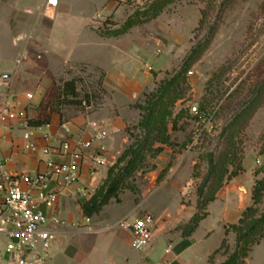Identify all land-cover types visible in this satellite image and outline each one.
<instances>
[{
  "label": "rangeland",
  "instance_id": "rangeland-1",
  "mask_svg": "<svg viewBox=\"0 0 264 264\" xmlns=\"http://www.w3.org/2000/svg\"><path fill=\"white\" fill-rule=\"evenodd\" d=\"M156 1L119 0L116 5L120 11L93 19L90 8L83 9L87 14L81 13L83 3L78 0L76 9L59 16L51 30L36 25L32 31L37 13L29 10L37 8V0H21L10 13L3 11L0 15V77L13 78V97L31 94V109H37L39 103L41 110L47 106L58 108L64 121L83 119L118 124L115 142L121 153L117 161L141 137L139 107L145 104V95L176 76L193 48L209 39L210 27L217 26L208 49L187 76L184 99L175 106V115L183 109L188 113L179 121L176 131L173 124L170 126L174 146H165L160 156L149 159L146 172L142 170L129 181L130 186L120 193L119 200L112 199L94 216L95 220L105 221L98 227L91 222H78L77 230H105L116 222L119 213L136 211L155 219L171 214L169 220L179 225L175 230L182 231L186 224H181V210L195 201L198 206L199 191L210 174L212 161L217 166L213 187L218 186L219 176L225 171H236L238 166L242 167L238 175L251 177L254 188L264 179V0H216L215 11L207 27L201 30V9L206 7L207 0H183L167 6L156 19L138 23L125 34H116L130 19L137 23L150 18L146 13L152 11ZM90 23L102 39L90 31ZM13 26H17L18 34L24 32L27 36L14 35ZM17 38L22 41L18 46L14 45ZM35 43L41 48L35 49ZM145 57H152L148 60L150 67ZM134 61L140 70L138 74L141 73L139 78L143 81L148 72L153 84L129 99L115 87L119 85V73L115 71L131 78L133 73L129 71ZM73 80L77 82L79 100L88 98L86 104L58 102L64 83ZM195 106L199 107V114L193 111ZM231 161L235 164L231 165ZM151 167L155 170L148 172ZM106 179L98 182L95 193ZM227 181L226 178L224 186ZM83 202H77L74 211ZM259 209L264 212V200ZM203 213L201 210L200 214ZM66 223L72 230V223ZM112 234H75L69 244L90 257L84 264H100L107 258ZM6 246L0 237V264H15L7 256ZM92 247L93 257L84 252ZM165 247L166 243L161 245L162 250ZM231 250L227 245L223 254L231 255Z\"/></svg>",
  "mask_w": 264,
  "mask_h": 264
},
{
  "label": "crops",
  "instance_id": "crops-1",
  "mask_svg": "<svg viewBox=\"0 0 264 264\" xmlns=\"http://www.w3.org/2000/svg\"><path fill=\"white\" fill-rule=\"evenodd\" d=\"M20 1L21 0H0V15L3 14V11L10 13L17 7ZM77 1L78 0H37V8L32 12L29 10V12L34 15L37 13V20L33 22L32 31H35L34 28H36V25H41L43 30L47 28L51 30L54 22L57 21L59 16L72 13L76 9L75 3ZM79 1L83 3L80 7L81 13L86 12L87 14L88 11L85 10L84 12L83 9L90 8L93 19L100 15H111L115 10L120 11L117 9L116 5L119 0ZM91 23L88 25L90 31L98 36V33L91 29ZM17 29V26H13L14 35L20 33ZM18 35H21V38L22 35L25 37L27 36L24 32ZM21 43L22 41L17 39L14 41V45L16 46ZM35 46V49L41 48L36 43ZM26 53H28V47ZM26 57L27 54H25V58ZM151 58L152 57H145V62H147L148 67H150L148 60ZM137 66L136 61H134L130 68L131 71H129V73H133L131 78L122 75L119 70L115 71L119 73L117 74L119 75V85H115V87L122 91L129 99L135 98L153 84V79L149 77L150 73L148 72L145 74L146 76L143 81L139 78L141 73L138 74L140 70ZM2 77L3 76L0 77V105L8 100H12L26 116L25 118H21L16 115L11 120L10 124L0 127V158L10 160L8 169L11 173L43 172L46 170L45 161L49 159H54L62 163H70V159L63 155L46 156L43 155L42 151L46 146H58L68 138L72 141L77 138H82L85 141L93 140L96 135L93 124H97L98 126L97 133L104 134L105 136L102 141L94 140V148L100 146L105 147L106 156L111 164L99 168L95 176V182L93 183H91V178L89 176L91 165L86 164L83 170L81 191L77 192L73 190L60 197L56 214L64 221L70 224L72 223L74 230L67 228V223L66 226L60 229V233L52 245L50 258L46 264H84L90 257L82 254L77 248L69 244V239L75 234L81 236H99L107 231L113 232V236L111 241H109L107 258L100 264H224L229 255L226 256L223 252L216 254V252L220 250L226 239L228 245L232 249L231 252L233 253L235 251L233 249L236 248L237 245V234L233 231L227 233V229L233 225H238L244 212L254 205V186L251 177L247 174L244 176L238 175L232 178L230 182L229 180L226 182L225 186L218 192L216 200L207 207V217L202 220L196 231L189 237H184L182 231H176L175 228L179 226L178 223L170 221L169 218L172 217L171 214H166V217L155 219L156 229L152 244L146 247V249L137 250L133 247L132 233L128 230L116 227L117 223H119L122 218L133 211H129L125 215L119 213V218L108 229L94 228L93 230H77L78 222H91L93 227H98L97 225L106 220H95L94 217L86 219L83 214V206L86 201H89L94 195L99 184L98 182H102L107 178L109 168L117 161L121 153L116 148L117 145L115 142V138L118 136L117 130L120 129V126L118 124L115 126L111 125L107 121L97 122L87 120L88 122H85L83 119L64 121L59 114L54 113L50 125L40 128L30 127L28 125L29 119H38L41 117L42 110L38 109L41 103L36 104L37 109H31L29 107V102H31V100L27 99L28 94L26 93L21 96L17 95L13 97L11 91V81L13 78L10 76V79L3 80ZM109 77L110 74H108L107 78L109 79ZM32 89H34V87H32ZM32 100H34V97ZM64 125L69 129L71 133L70 136L63 130L62 127ZM26 134L31 135L30 141L38 145L39 151L37 153L24 151V146L28 143L25 139ZM46 136L51 138V141L48 143L44 140ZM115 150H117L116 153H114ZM241 188H244L245 192H243ZM84 190L90 193L89 199L82 194ZM82 200H85V202L78 204L79 210L74 211V205L79 201L82 202ZM196 203L197 201H195L191 207H185L181 210V224H188L197 213ZM137 215L141 216L138 212ZM75 216L77 217L76 219ZM2 238H4L7 243L6 238ZM164 243H166V247L162 250L161 245ZM134 250L138 251V253ZM93 251V247L91 251L84 250V252H88L92 257ZM245 264H264V239L251 248L248 257L245 259Z\"/></svg>",
  "mask_w": 264,
  "mask_h": 264
},
{
  "label": "trees",
  "instance_id": "trees-1",
  "mask_svg": "<svg viewBox=\"0 0 264 264\" xmlns=\"http://www.w3.org/2000/svg\"><path fill=\"white\" fill-rule=\"evenodd\" d=\"M181 1L183 0H157L152 7V11L146 13V15H150V18L141 20L137 23H134L133 19H130L125 24V27L117 31L116 34H125L138 23L156 19L167 6ZM191 1L196 2L199 0ZM206 2V7L201 9L202 19L199 23L198 30L207 27L208 20L216 8V0H207ZM216 31V25L210 27L209 39L205 43H199L193 48L190 55L185 59L182 70L172 79L161 82L155 91L145 95V104L139 107L142 111V119L138 125L141 130V137H137L136 141L126 149L123 155L118 159L116 165L109 169L107 179L103 186L84 204L83 214L86 219H91L100 214L103 209L109 205L112 199L119 200L120 193L130 186L129 181L134 179L142 170L146 172L149 166V159H156L160 156L164 152L165 146H174L170 126L173 124V131H176L179 121L188 113L187 110L183 109L178 115H175V106L179 101L184 99L187 76L208 49ZM70 98H72V100H70ZM79 98L80 95L77 91V82L73 80L64 83L61 93L59 94L58 102H60V104L81 105L83 103L86 104L88 101V98L84 100H79ZM57 105V107H59V104ZM41 108L42 104L40 105V109ZM201 110L204 111L205 106H202ZM54 113L59 114L63 119L58 108L51 109L47 106L45 110L42 109L41 117L38 119H29L28 125L35 128L50 125ZM262 152H264V149ZM230 164L233 165L235 162L231 161ZM154 170L155 167H151L148 172ZM240 171H242V167L240 166L232 173L225 171L224 174L219 176V180L217 181L218 186L213 187L215 181L213 177L216 176L217 166L213 161L211 162L210 174L204 180L199 191L198 212L193 216L190 222L183 227L182 232L184 237L191 236L199 227L202 220L207 217L208 214L206 213V209L210 203L216 200L218 192L224 187L225 179L231 180L238 176ZM209 193L210 196L207 195ZM253 200L254 205L244 212L239 224L233 225L227 229V233L233 231L237 234V246L224 264H245V259L248 257L251 248L264 239V212L259 209V206L262 205L264 200V179L256 184L253 191ZM201 210L204 211L203 214H200ZM227 245L228 241L226 239L216 254L223 252Z\"/></svg>",
  "mask_w": 264,
  "mask_h": 264
},
{
  "label": "built area",
  "instance_id": "built-area-1",
  "mask_svg": "<svg viewBox=\"0 0 264 264\" xmlns=\"http://www.w3.org/2000/svg\"><path fill=\"white\" fill-rule=\"evenodd\" d=\"M32 100L31 94L27 95ZM193 111L200 113L199 107ZM18 115L25 118L18 105L8 100L0 105V127L10 124ZM63 130L70 136L64 125ZM96 135L93 140L85 141L68 138L58 146H46L43 155H63L70 163L57 162L54 159L45 161L46 170L39 173L13 174L9 171V159L0 158V236L7 240L6 254L15 264H46L50 258L52 245L66 226L56 210L60 197L73 190L80 192L83 170L86 164L91 165V183L100 167L110 165L103 146L94 148V140L102 141L104 134L97 133V124H93ZM28 141L24 151L37 153L39 147L31 142V135L26 134ZM48 143L49 136L44 137ZM260 164V161H258ZM90 198L86 190L82 193ZM116 227L128 230L133 235V247L142 250L152 244L156 229V220L151 215L138 216L136 211L122 218Z\"/></svg>",
  "mask_w": 264,
  "mask_h": 264
},
{
  "label": "water",
  "instance_id": "water-1",
  "mask_svg": "<svg viewBox=\"0 0 264 264\" xmlns=\"http://www.w3.org/2000/svg\"><path fill=\"white\" fill-rule=\"evenodd\" d=\"M17 40H20V38H17ZM2 79H3V80H8V79H10V76H3ZM241 190H242L243 192H245V189H244V188H241Z\"/></svg>",
  "mask_w": 264,
  "mask_h": 264
}]
</instances>
